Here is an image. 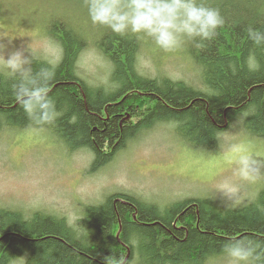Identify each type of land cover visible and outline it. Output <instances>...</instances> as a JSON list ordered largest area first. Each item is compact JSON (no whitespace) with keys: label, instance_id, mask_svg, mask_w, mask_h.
<instances>
[{"label":"trees","instance_id":"trees-1","mask_svg":"<svg viewBox=\"0 0 264 264\" xmlns=\"http://www.w3.org/2000/svg\"><path fill=\"white\" fill-rule=\"evenodd\" d=\"M207 4L220 11L223 27L203 48L187 44L179 49L198 67L202 87L142 74L139 54L154 46L149 39L120 37L83 15L78 19L45 7L25 10L22 15L33 20L45 16L42 33L63 51L48 82L60 115L52 124H33L13 95L16 81L0 70V129H43L62 141L64 149H90L94 166L159 123H175L177 135L188 145L211 151L220 144L219 131L247 113L244 128L264 137V47L247 38L249 26L264 30V0ZM90 44L113 65L108 89L91 88L80 77L76 66ZM250 52L260 62L258 71L250 72L244 64ZM38 61L34 70L47 66ZM186 198L158 208L128 194L108 196L87 207L79 226L58 214L35 211L27 216L0 206V264H104L107 255L122 256L125 264H214L226 257L223 245L230 240L264 241V187L256 203L234 209L211 198Z\"/></svg>","mask_w":264,"mask_h":264},{"label":"rangeland","instance_id":"rangeland-1","mask_svg":"<svg viewBox=\"0 0 264 264\" xmlns=\"http://www.w3.org/2000/svg\"><path fill=\"white\" fill-rule=\"evenodd\" d=\"M43 7L47 12L68 16L74 13L71 16L83 15L90 20L84 0H0V51L23 48L37 59L54 58L56 65L60 62L61 47L42 33L45 16L41 14L39 21L22 15L27 9L38 12ZM153 45L140 51L138 69L142 74L170 76L202 87L199 69L185 57L187 53L179 49L166 53ZM76 67L91 88L111 87L113 65L94 45L82 51ZM2 73L8 76L6 70ZM243 120L220 130V144L211 151L188 145L177 135L175 123H161L128 141L118 154L96 166L90 149H64L62 141L43 129H0V198L15 199L26 207L1 199L0 206L20 210L27 216L35 211L53 212L78 226L89 205L120 194L158 208L189 199L186 197L211 198L225 209L248 207L257 202L264 187V137L252 136ZM234 146H243L258 161V175L245 181L236 174L237 166L229 162ZM225 180L241 186L240 202L217 198L215 187ZM214 264H228V258Z\"/></svg>","mask_w":264,"mask_h":264},{"label":"clouds","instance_id":"clouds-1","mask_svg":"<svg viewBox=\"0 0 264 264\" xmlns=\"http://www.w3.org/2000/svg\"><path fill=\"white\" fill-rule=\"evenodd\" d=\"M84 4L93 25L103 26L120 37L150 39L166 53L187 44L203 48L225 23L220 11L208 6L207 0H84ZM247 38L255 47H264V30L249 26ZM34 62H39L37 57L26 54L23 48L7 53L0 51V70H6L16 81L12 85L15 100L33 124L49 125L60 115L48 87L55 75L56 60L46 57L47 66L36 70ZM244 64L250 72L261 67L254 52L249 53ZM246 116L247 113H242L235 122ZM229 162L235 163L236 174L242 180L259 174L258 161L243 146L233 147ZM215 192L217 198L231 203L240 202L243 195L241 186L228 180L216 185ZM223 252L228 264H264V241L261 240L247 237L230 240L223 245ZM103 261L104 264H125L124 257L115 255L104 256Z\"/></svg>","mask_w":264,"mask_h":264},{"label":"bare ground","instance_id":"bare-ground-1","mask_svg":"<svg viewBox=\"0 0 264 264\" xmlns=\"http://www.w3.org/2000/svg\"><path fill=\"white\" fill-rule=\"evenodd\" d=\"M223 1V0H222ZM230 1V0H229ZM244 2V1H243ZM217 3V2H216ZM223 3V2H222ZM75 8H77V7H75ZM73 11V10H72ZM74 11H76V10H74ZM87 11V10H86ZM71 16V15H70ZM78 16V15H77ZM69 18V17H68ZM80 18V17H79ZM78 18V19H79ZM87 18V17H86ZM76 19V18H75ZM67 20V19H66ZM75 22V21H74ZM79 22V21H78ZM75 26H76V24H75ZM80 27V26H79ZM150 40V39H149ZM146 44V43H145ZM152 44V43H151ZM143 45H144V43H143ZM147 46V45H146ZM145 47V46H144ZM194 48V47H193ZM148 49V48H147ZM146 49V50H147ZM155 49V48H154ZM181 50V49H180ZM177 51V50H176ZM176 53V52H175ZM174 53V54H175ZM178 53V52H177ZM149 55V54H148ZM154 55V54H153ZM184 55H186L185 57H187L188 55L187 54H184ZM151 56V55H150ZM181 56V55H180ZM157 57V56H156ZM159 57V56H158ZM154 58H155V56H154ZM191 58V57H190ZM159 59V58H158ZM162 59V58H161ZM175 60V59H174ZM173 60V61H174ZM185 60V59H184ZM161 61V60H160ZM180 61V60H179ZM188 61V60H187ZM196 61V60H195ZM200 64V63H199ZM187 65V64H186ZM185 67V66H184ZM188 67V66H187ZM205 67V66H204ZM186 68V67H185ZM191 69V68H190ZM189 71V70H188ZM5 118V117H4ZM248 122V121H247ZM248 124V123H247ZM83 224V223H82ZM73 231V230H72ZM88 231V230H87ZM84 235V234H83Z\"/></svg>","mask_w":264,"mask_h":264}]
</instances>
